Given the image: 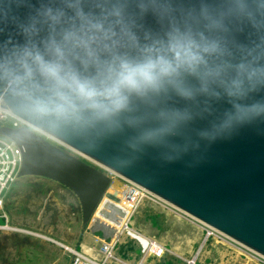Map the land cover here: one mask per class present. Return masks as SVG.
<instances>
[{
  "label": "clouds",
  "instance_id": "obj_1",
  "mask_svg": "<svg viewBox=\"0 0 264 264\" xmlns=\"http://www.w3.org/2000/svg\"><path fill=\"white\" fill-rule=\"evenodd\" d=\"M0 35V87L39 119L165 149L264 121V0H0Z\"/></svg>",
  "mask_w": 264,
  "mask_h": 264
},
{
  "label": "water",
  "instance_id": "obj_2",
  "mask_svg": "<svg viewBox=\"0 0 264 264\" xmlns=\"http://www.w3.org/2000/svg\"><path fill=\"white\" fill-rule=\"evenodd\" d=\"M0 98L18 116L264 254V121L209 141L197 134L214 119L209 117L188 129L179 149L138 147L128 130L107 133L39 119L7 88L0 87ZM223 106L216 105L217 112ZM0 135L22 151L19 177H43L69 188L80 202L81 234L109 240L110 233L92 229L113 182L109 174L29 128L0 127Z\"/></svg>",
  "mask_w": 264,
  "mask_h": 264
},
{
  "label": "rangeland",
  "instance_id": "obj_3",
  "mask_svg": "<svg viewBox=\"0 0 264 264\" xmlns=\"http://www.w3.org/2000/svg\"><path fill=\"white\" fill-rule=\"evenodd\" d=\"M70 152L79 156L72 151ZM49 181L46 178L37 176L21 177L11 187L7 199V209L14 223H17L16 225L19 226V223L34 226L51 224V210L50 207H47L50 201L49 198H46L51 193L47 189L52 187L53 191H56L60 188L52 182L49 184ZM126 185L124 179L117 178L112 182L103 201L121 199L122 191ZM59 193L61 192L59 191ZM46 194H48L46 197L40 196ZM155 195L157 194L154 193ZM110 196H114V198L111 199ZM54 198L56 199L52 196L53 201ZM57 198H59V201L61 200L60 197ZM177 208L176 205L159 195L144 198L129 222V229L126 228L119 237L114 250L116 258L111 261V264H136L140 260L143 241L139 236L131 234L130 231L145 237L148 241L154 239L166 248L163 256H150V264H186V259L192 258L199 251L197 264H264V262L251 257L248 253H244L233 247V245L221 241L215 235L206 238L205 226L201 222L192 220L184 211ZM95 215L98 216V213ZM59 217L62 220L61 223L67 221L66 218H70L66 212L60 214ZM94 219L92 229L99 227ZM62 232L64 241H70L66 235H69L71 230L63 228L59 234L61 235ZM78 232L79 229L76 233ZM88 234L90 233L82 235V242L90 245L94 244L92 246L97 247V253L101 252L102 242L98 239L95 240ZM75 240H78L76 236ZM76 248L81 250L79 247ZM63 249L66 251L65 257H63L69 263V255L71 254L65 247Z\"/></svg>",
  "mask_w": 264,
  "mask_h": 264
},
{
  "label": "built area",
  "instance_id": "obj_4",
  "mask_svg": "<svg viewBox=\"0 0 264 264\" xmlns=\"http://www.w3.org/2000/svg\"><path fill=\"white\" fill-rule=\"evenodd\" d=\"M3 103V99L0 98V127L29 128L51 143L61 147L62 149L78 154L79 157L83 160L109 174L113 178V181L117 180V178L125 180L127 185L122 191L121 199H117V201L116 199H107L106 201H103L100 208L95 213H98V216H94L96 225L98 226L100 224L98 228L100 230L106 231L107 233H110L111 235L109 240L100 239V241L102 242L101 252L93 256L77 248L70 247L61 243L63 247H65L72 255L71 264H111V261L116 258L114 255V250L116 249V246L118 244V239L126 228L129 229V222L140 202L144 198H149L150 196L156 197L157 195L154 196V193L152 191L148 190L141 184L125 178L123 175L115 172L99 160L73 148L68 143L64 142L48 130L18 116L10 108L3 106ZM21 164L22 151L20 147L10 138L0 135V232H33L27 228L17 226L11 218L10 213L7 209L8 195L10 193L11 187L19 178ZM110 197L111 199L114 198V196ZM177 209L184 211L185 214H187L192 220L201 222L205 226L207 232L206 238L215 235L221 241L229 243L238 250L244 253H248L251 257L264 262L263 253L247 246L246 244L222 232L216 227L189 214L185 210L179 207ZM118 216H121V218L123 219L120 229H117L114 223L108 221V218L114 221V219H116ZM165 251L166 248L160 245L158 241L149 239V241H147L146 243H142V256L136 264H150V256H163ZM199 252H197V254H195L192 258L186 259V264H197Z\"/></svg>",
  "mask_w": 264,
  "mask_h": 264
},
{
  "label": "crops",
  "instance_id": "obj_5",
  "mask_svg": "<svg viewBox=\"0 0 264 264\" xmlns=\"http://www.w3.org/2000/svg\"><path fill=\"white\" fill-rule=\"evenodd\" d=\"M47 180L49 181L50 179ZM50 182L57 185L60 189L53 191V188L50 187L47 191L49 192L50 190L49 193L51 194L40 196L46 197L48 195L46 198H49L50 201L47 207H50L51 210V224L34 226L19 223V226H23L33 232H22L23 234H17L12 231L0 232V264H71L72 255H69V263L66 262L64 258L66 251H64L61 243L74 248L79 247L82 251L93 256L97 254V247L92 246L94 244L90 245L82 242L81 238L84 236L81 234L82 212L77 196L64 185L53 180H50L49 184H51ZM52 196L56 197L54 201L52 200ZM57 197H60L61 200L59 201ZM63 212H66L70 217L66 218L67 221L63 218L65 225L64 222L61 223L62 220L59 217ZM62 227L66 230H71V233L66 235L70 241H64L63 232L61 235L59 234L60 230H63ZM78 229L79 232L76 233ZM88 235L95 238V240H100L92 234ZM75 236L78 239L77 241L75 240ZM78 243L81 244L79 245Z\"/></svg>",
  "mask_w": 264,
  "mask_h": 264
},
{
  "label": "bare ground",
  "instance_id": "obj_6",
  "mask_svg": "<svg viewBox=\"0 0 264 264\" xmlns=\"http://www.w3.org/2000/svg\"><path fill=\"white\" fill-rule=\"evenodd\" d=\"M108 221L114 223V225L117 227V229H120L121 226H122L123 219L121 218V216H118L116 219H114V221L110 220V218H108ZM130 233L139 236L144 243H146L148 241V239H146L143 236H140V235L136 234L134 231H130Z\"/></svg>",
  "mask_w": 264,
  "mask_h": 264
},
{
  "label": "flooded vegetation",
  "instance_id": "obj_7",
  "mask_svg": "<svg viewBox=\"0 0 264 264\" xmlns=\"http://www.w3.org/2000/svg\"><path fill=\"white\" fill-rule=\"evenodd\" d=\"M103 231V230H102ZM104 232H106V231H104ZM107 233V232H106Z\"/></svg>",
  "mask_w": 264,
  "mask_h": 264
}]
</instances>
